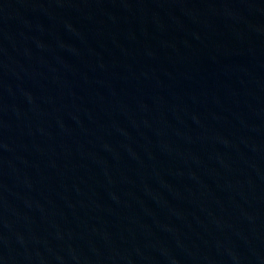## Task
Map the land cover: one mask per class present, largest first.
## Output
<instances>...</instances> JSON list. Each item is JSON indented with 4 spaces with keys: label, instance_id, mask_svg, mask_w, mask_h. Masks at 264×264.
Returning <instances> with one entry per match:
<instances>
[{
    "label": "water",
    "instance_id": "95a60500",
    "mask_svg": "<svg viewBox=\"0 0 264 264\" xmlns=\"http://www.w3.org/2000/svg\"><path fill=\"white\" fill-rule=\"evenodd\" d=\"M0 264H264V0H0Z\"/></svg>",
    "mask_w": 264,
    "mask_h": 264
}]
</instances>
